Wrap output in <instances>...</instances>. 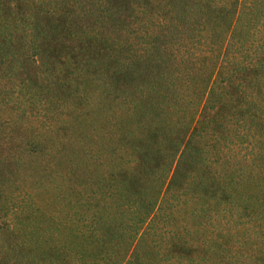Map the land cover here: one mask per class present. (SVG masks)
I'll use <instances>...</instances> for the list:
<instances>
[{"label":"rangeland","instance_id":"1","mask_svg":"<svg viewBox=\"0 0 264 264\" xmlns=\"http://www.w3.org/2000/svg\"><path fill=\"white\" fill-rule=\"evenodd\" d=\"M238 9L239 29L220 52L214 84L239 74L247 89L245 99L235 94L229 101L240 111L231 121L238 135L227 136L233 143L223 158L231 164L258 158L264 165V0H245ZM105 61L80 71L68 58L39 57L32 68L0 73V258H7L5 264H52V252L70 250V241H101L115 260L132 244L129 264H253L246 254L256 252L257 228L235 203L189 194L131 203L124 208L146 210L126 215L127 225L135 221L137 229L146 218L138 233L119 225V231L103 229L117 210L112 195L135 165L128 142L120 141V103L115 86L104 81ZM221 92L215 88L213 100ZM204 144L211 150L214 140ZM217 163L212 158L210 165ZM153 212L162 230L149 225L145 234ZM139 234L144 242L137 246ZM27 247L33 249L28 260Z\"/></svg>","mask_w":264,"mask_h":264},{"label":"trees","instance_id":"2","mask_svg":"<svg viewBox=\"0 0 264 264\" xmlns=\"http://www.w3.org/2000/svg\"><path fill=\"white\" fill-rule=\"evenodd\" d=\"M244 3L0 0V73L32 68L39 57L68 58L80 71L92 61L106 60L104 81L115 86L112 90L117 97L113 98L120 103V141H127L135 154L134 167L112 195L117 210L113 222L104 224L106 232L117 225L128 231L138 227L135 221L127 225L126 215L140 216L146 210H126L124 206L131 203H161L166 197L179 199L188 194L218 205L235 203L257 228L259 245L254 254L246 256L253 264H264V165H259L258 158L235 164L223 158L225 148L233 143L227 136L238 135L231 121L240 111L229 108V101L235 94L245 99L247 79L239 74L222 79L217 87L224 92L213 100L214 83L221 74L220 52L239 29L242 13L238 7ZM206 138L214 140L211 150L205 147ZM216 157L218 163L212 168ZM154 216L153 212L145 234L149 225L162 230ZM118 217H122L119 224ZM145 220L140 219L137 233ZM139 235L137 246L144 242ZM27 236L31 245V234ZM76 242L70 241V250L61 254L50 250L52 264H129L128 256L133 253L131 244L115 260L101 241ZM212 244L220 248L219 241ZM23 256L32 258L33 249L27 247ZM6 260L0 258V264Z\"/></svg>","mask_w":264,"mask_h":264}]
</instances>
